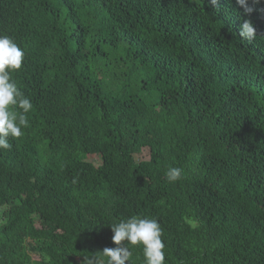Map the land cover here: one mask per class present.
<instances>
[{
  "label": "trees",
  "instance_id": "trees-1",
  "mask_svg": "<svg viewBox=\"0 0 264 264\" xmlns=\"http://www.w3.org/2000/svg\"><path fill=\"white\" fill-rule=\"evenodd\" d=\"M249 5L0 0L33 105L0 149V264H107L110 224L132 216L159 222L165 264H264V0Z\"/></svg>",
  "mask_w": 264,
  "mask_h": 264
},
{
  "label": "clouds",
  "instance_id": "clouds-1",
  "mask_svg": "<svg viewBox=\"0 0 264 264\" xmlns=\"http://www.w3.org/2000/svg\"><path fill=\"white\" fill-rule=\"evenodd\" d=\"M236 2L245 14L254 11L249 0ZM211 4L216 6L217 0H211ZM239 35L249 41L255 39L256 28L251 20H243ZM24 57V50L12 37L0 34V149H9V137L20 138L22 129L30 126L26 114L32 110V102L12 79V73L22 68ZM17 108L21 111H16ZM165 175L169 182H176L182 178V169L169 167ZM110 225L114 233L112 240L117 247L103 250L107 264H126L131 261V251L124 245L125 241L132 246L142 245L145 264H165L163 233L156 219L132 216Z\"/></svg>",
  "mask_w": 264,
  "mask_h": 264
},
{
  "label": "rangeland",
  "instance_id": "rangeland-1",
  "mask_svg": "<svg viewBox=\"0 0 264 264\" xmlns=\"http://www.w3.org/2000/svg\"><path fill=\"white\" fill-rule=\"evenodd\" d=\"M136 158L147 160L149 158V155L147 152H143V153L138 154ZM88 160L94 162L96 165L100 163L99 157H97L96 155H89Z\"/></svg>",
  "mask_w": 264,
  "mask_h": 264
}]
</instances>
